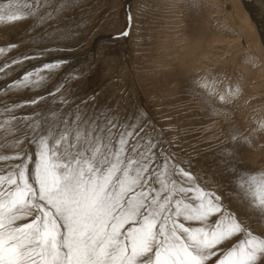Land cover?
Instances as JSON below:
<instances>
[{"label":"rangeland","instance_id":"1","mask_svg":"<svg viewBox=\"0 0 264 264\" xmlns=\"http://www.w3.org/2000/svg\"><path fill=\"white\" fill-rule=\"evenodd\" d=\"M8 4L0 11L23 18L0 22L6 154L35 151L33 119L45 130L63 122L107 130L111 122L113 140L130 133L129 153L151 142L156 163L167 158L191 173L264 237V210L250 206L237 183L264 173V36L248 6L237 27L225 0H0Z\"/></svg>","mask_w":264,"mask_h":264},{"label":"snow or ice","instance_id":"2","mask_svg":"<svg viewBox=\"0 0 264 264\" xmlns=\"http://www.w3.org/2000/svg\"><path fill=\"white\" fill-rule=\"evenodd\" d=\"M22 18L0 11V22ZM63 123L45 130L33 119L32 154L0 147V165L8 163L0 167V264H209L213 257L214 264H258L264 257V237L191 173L167 158L156 163L151 142L129 153L130 133L113 140L111 122L107 130ZM237 183L250 206L264 210V173Z\"/></svg>","mask_w":264,"mask_h":264},{"label":"bare ground","instance_id":"3","mask_svg":"<svg viewBox=\"0 0 264 264\" xmlns=\"http://www.w3.org/2000/svg\"><path fill=\"white\" fill-rule=\"evenodd\" d=\"M225 2L227 4V6H230V8H231V10H230L231 13L230 14L233 15V18L235 20V24L238 25L237 27H242L244 21L247 23V21L245 20V17H244L246 15L244 13V10H243L242 6L243 5L248 6V8L252 11L253 15H255L254 17L260 18L259 27L261 29V34L264 36V0H240L241 3L239 2V0H225ZM246 25H248V24H246ZM244 27H245V25H244ZM239 30H242V28L239 29ZM242 35L243 34L240 33V36H239V38H241L240 41H242ZM244 35H246L245 37H246V40L248 42L247 45L250 48H252V50L255 49L256 48L255 40H254V38H252V32H251V27L250 26H247V32L244 33ZM262 39L264 40V38H262ZM256 41H258L257 38H256Z\"/></svg>","mask_w":264,"mask_h":264},{"label":"water","instance_id":"4","mask_svg":"<svg viewBox=\"0 0 264 264\" xmlns=\"http://www.w3.org/2000/svg\"><path fill=\"white\" fill-rule=\"evenodd\" d=\"M128 33V28L126 29V31L124 32V34H127Z\"/></svg>","mask_w":264,"mask_h":264}]
</instances>
